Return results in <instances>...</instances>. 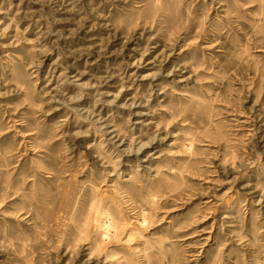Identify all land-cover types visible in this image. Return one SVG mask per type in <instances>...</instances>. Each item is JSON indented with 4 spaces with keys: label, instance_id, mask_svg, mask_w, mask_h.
<instances>
[{
    "label": "rangeland",
    "instance_id": "1",
    "mask_svg": "<svg viewBox=\"0 0 264 264\" xmlns=\"http://www.w3.org/2000/svg\"><path fill=\"white\" fill-rule=\"evenodd\" d=\"M0 264H264V0H0Z\"/></svg>",
    "mask_w": 264,
    "mask_h": 264
}]
</instances>
